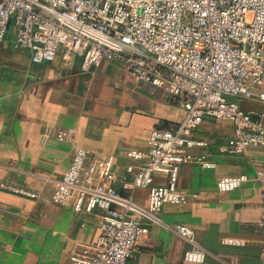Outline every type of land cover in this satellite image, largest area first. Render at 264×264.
I'll use <instances>...</instances> for the list:
<instances>
[{
	"label": "built area",
	"instance_id": "1",
	"mask_svg": "<svg viewBox=\"0 0 264 264\" xmlns=\"http://www.w3.org/2000/svg\"><path fill=\"white\" fill-rule=\"evenodd\" d=\"M6 41L15 51L29 52L35 64L53 62L63 48L81 58L86 74L105 60H118L137 82L179 99L185 112L180 123L154 128L146 151L126 153L140 165L127 168L133 180L124 176V187L149 190L145 206L114 187V157L90 160L87 150L76 151L51 201L60 207L72 202L76 213L101 216L97 237L69 264H128L141 238L161 223L164 206L197 198L177 181L187 164L216 169L206 153L191 152L207 146L192 136L204 120L233 123L232 153L264 148V0H0V45ZM68 137L65 131L56 135L65 142ZM155 176L168 177V185H155ZM251 180L264 184V172L253 179L222 177L217 190L230 193ZM0 188L37 198L30 190ZM259 225L264 235V221ZM175 231L190 246L184 260L206 264L193 230L180 225Z\"/></svg>",
	"mask_w": 264,
	"mask_h": 264
},
{
	"label": "crops",
	"instance_id": "2",
	"mask_svg": "<svg viewBox=\"0 0 264 264\" xmlns=\"http://www.w3.org/2000/svg\"><path fill=\"white\" fill-rule=\"evenodd\" d=\"M81 58L60 49L53 62L35 64L29 52L0 45V184L22 188L37 198L0 188V264H69L70 257L98 235L101 212L76 213L73 203L56 206L51 196L83 148L90 160L114 157L116 190L147 205L149 190L130 191L131 150L146 151L152 130L180 123L185 112L179 99L147 82H137L118 60H105L94 74ZM251 111L260 106L244 105ZM59 131L68 140L56 138ZM229 121L206 119L193 138L205 142L193 154L206 153L213 171L198 165L181 167L177 187L197 198L164 206L161 223L141 238L128 264H193L184 260L190 247L175 228L190 227L207 254L206 264H264V184L251 180L238 190L220 193L217 181L264 172V148L232 153ZM101 180L98 179L97 183ZM166 176L154 184L168 185Z\"/></svg>",
	"mask_w": 264,
	"mask_h": 264
}]
</instances>
